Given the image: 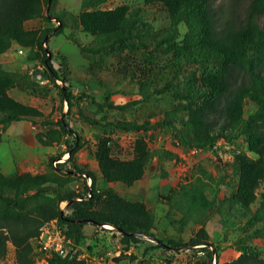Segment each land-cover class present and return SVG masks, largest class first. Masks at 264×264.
<instances>
[{
	"label": "trees",
	"instance_id": "16d2710c",
	"mask_svg": "<svg viewBox=\"0 0 264 264\" xmlns=\"http://www.w3.org/2000/svg\"><path fill=\"white\" fill-rule=\"evenodd\" d=\"M55 0H0V56L10 51L14 46L29 51L31 61L40 62L44 69L54 77L51 82L63 81L62 100L68 103V112L72 111L71 99L80 97L71 92L59 71L52 64L53 54L47 47L50 36L64 33L68 27H79L84 33L94 37V45H83L75 36L69 38L75 42L81 52L87 56H100L102 53H112L123 57L127 50L134 51V45L142 41V34L137 13L130 12L128 4L115 8H100L106 0H86L82 10L74 14L73 22L65 11L54 13L52 9ZM162 5L169 19V25L163 35L156 41V48L166 46L174 50L178 69L172 80L161 90L172 91V97L177 103L171 109L165 110L162 118L164 125L181 123L187 130L186 136H181L186 148L195 150L214 146L220 139L234 142L244 139L248 149L256 158L246 152L234 153L230 165L238 177L231 204L251 209L259 197V205L253 212V221L263 224L254 230V235L264 238V190L258 192L264 183V29L258 24V17L264 13V0H251L246 18L239 23L228 20L219 24L210 0H148ZM51 4V7H49ZM46 6L49 8L47 9ZM59 21L58 27L44 29L27 28L26 22L32 19ZM188 28L180 42V26ZM186 64H201L204 70L199 79L184 80L179 77V71ZM136 70L123 67L125 78L136 76L142 100H130L123 104L116 103L107 97L99 101L95 96H88L99 112L116 110L126 112L149 99V91L154 82L146 75L142 66L136 64ZM241 72V79L232 81L233 70ZM49 70V71H48ZM29 74L9 71L0 63V142L2 127H8L13 122L28 120L37 122L47 129L38 132L36 138L44 145L59 143L72 129L65 118L58 121L45 119V113L33 105L20 102L13 98L9 91L18 88L22 91L31 88L37 90V82ZM138 77V76H137ZM240 81V82H239ZM46 95L48 90H42ZM41 92H39L41 94ZM81 95H86L82 93ZM255 105V111L246 115V100ZM221 118L218 119L217 115ZM80 115L91 125L113 126L122 131L148 132L155 124L147 120L112 121L106 116L89 117L83 112ZM81 148V140L76 139L69 145L70 158ZM132 157L120 159L113 156L110 139H100L95 152L98 169L106 183H122L133 186L146 174L148 164L155 153L150 150L146 138L137 137L132 145ZM160 155L173 159L177 155L163 150ZM204 177L197 176L195 182L183 184L180 191L169 195H160L167 199L171 207L185 204L186 210L177 222L182 233L192 218L193 211L208 210L213 202L208 199L205 189L210 185L205 178L212 175L203 172ZM74 172L63 173L50 165V170L42 173L30 171L6 174L0 164V260L8 253L9 243L15 248V264H34L37 255L36 240L43 227L57 220L65 228L68 238L79 245L85 238V226L93 224L103 226L109 224L121 233V244L128 249L133 243L140 242L144 236L154 237L156 215L140 200H129L121 196L114 187L98 189L97 176L93 171L86 170L92 185L86 187V192H78L68 185L75 181ZM179 195L177 200L175 197ZM68 202L71 214L63 212L61 202ZM177 201V202H176ZM174 248H192L201 246L205 251L210 245L208 234L201 228L188 241L182 238L170 240ZM74 245V247H75ZM215 249H218L217 247ZM217 250L214 251V253ZM76 255L73 252L67 256L55 255L50 264H75ZM196 264H213V252ZM217 264H264V258L259 251L250 247L242 248V253L236 259Z\"/></svg>",
	"mask_w": 264,
	"mask_h": 264
},
{
	"label": "rangeland",
	"instance_id": "374dc122",
	"mask_svg": "<svg viewBox=\"0 0 264 264\" xmlns=\"http://www.w3.org/2000/svg\"><path fill=\"white\" fill-rule=\"evenodd\" d=\"M85 1L55 0L52 9L54 13L66 10L65 16L69 17L67 20L71 24L74 20L73 17L70 18L71 14L74 16L79 13ZM250 1L210 0V3L218 23L226 24L228 20L236 23L244 20ZM122 4H128L130 12L137 13L138 25L143 32L142 41L135 43L134 51L124 52L123 57L107 52L100 56H92L89 53L85 56L69 36H75L86 46L94 45V37L84 33L79 27L71 26L66 28L64 33L50 36L47 47L53 54L52 64L62 78L66 79V85L71 92L80 97L79 100L71 99V112H68V103L62 100L63 81L57 80L56 84L51 82L54 75L48 73L40 62L31 61L28 50L20 54L19 47L14 46L8 53L0 56V63L5 68L20 74H29L32 80L37 82V92L31 88L24 91L30 95L29 103L32 102L35 107L41 109L45 113V119L58 121L62 117L65 118L72 129L61 142L48 146L36 138L38 132L47 129V126L42 125L43 119L37 122L23 120L13 122L7 128L2 127L5 142L0 152L5 158V172L42 173L49 171L52 165L63 173L74 172L75 181L68 187L78 192H86V187L92 185V180L83 172L90 170L97 176L98 189L114 187L126 199L145 202L156 215L154 237L144 236L140 242L133 243L128 249H124L121 244V233L115 227L109 224H87L84 229L86 238L74 247L73 254L77 257L75 264H196L208 258L210 252H213V264H217L236 259L246 246L259 251L264 258V238L253 234L256 228L263 226L262 223L253 221V212L259 205L260 197L251 209L231 204L229 200L235 191L238 177L233 173L232 167L226 165L231 163L234 153L239 151L246 152L253 158L257 155L249 151L247 142L242 138L233 143L220 139L214 146L199 150L186 148L181 139V136L187 135L185 126L179 122L174 125L162 123L165 110L177 104L172 97V91L161 90L172 80L178 69L174 50L166 46L156 48V41L169 25L168 14L162 5L148 0H106L99 7L109 9ZM49 7L46 6L47 9ZM257 21L264 29V13ZM59 24L55 18H40L29 23L27 28L44 29L58 27ZM180 30L181 42L188 28L182 24ZM136 64L141 65L144 73L154 82L149 91V99L126 112H99L88 96L93 95L99 101L109 97L120 104L143 99L136 83L140 72L136 71L137 75L134 77L124 76L126 72L123 67L136 70ZM203 70L204 66L201 64H186L180 69L178 78L184 80L189 76L191 79H199ZM261 72H264V69ZM240 74V71L234 69L232 81L240 80ZM42 90H48L47 94L43 95ZM82 93L86 95H81ZM245 108V117H248L256 107L247 99ZM81 112L95 118L106 116L112 121L147 120L154 123L155 128L148 132H126L113 126L91 125L80 115ZM217 117L220 119L221 115L218 114ZM142 136L148 141L150 150L155 153L145 176L133 186L106 183L95 160L100 139H110L113 156L130 159L134 140ZM78 138L81 140V148L69 159V145ZM163 150L173 152L177 157L169 159L160 155ZM204 171L212 175L211 178H205L210 184L205 193L213 202V206L208 210L193 211L192 218L181 233L177 221L186 210L185 204L171 207L168 200L160 195L166 196L171 192L180 191L181 185L195 182L197 176L204 177ZM263 190L264 183H261L258 192ZM175 198L179 200L180 196L176 195ZM60 206L65 214H71L68 202H61ZM201 228L206 230L210 243L205 251H202L201 246L174 248L171 245L170 240L182 238L188 241ZM216 247L218 249H215ZM215 250L217 251L214 253ZM0 264H15V248L10 243L8 253L0 260Z\"/></svg>",
	"mask_w": 264,
	"mask_h": 264
},
{
	"label": "built area",
	"instance_id": "2783aa9c",
	"mask_svg": "<svg viewBox=\"0 0 264 264\" xmlns=\"http://www.w3.org/2000/svg\"><path fill=\"white\" fill-rule=\"evenodd\" d=\"M26 49L19 48L21 54ZM35 127V126H33ZM37 255L34 264H50V259L55 255L67 256L74 251V241L67 237L65 228L57 220L47 223L36 240Z\"/></svg>",
	"mask_w": 264,
	"mask_h": 264
},
{
	"label": "crops",
	"instance_id": "0c3cea01",
	"mask_svg": "<svg viewBox=\"0 0 264 264\" xmlns=\"http://www.w3.org/2000/svg\"><path fill=\"white\" fill-rule=\"evenodd\" d=\"M40 19V18H39ZM39 19H32V20H29L26 22V27H28V24L31 23V22H35L36 20H39ZM31 29V28H30ZM9 52V51H8ZM7 52V53H8ZM5 68V67H4ZM8 69V68H6ZM9 71H12L11 69H8ZM17 90V91H16ZM9 94L15 98L16 100L20 101V102H23V103H26L28 104L29 103V97L30 95L27 94L26 92L18 89V88H13L9 91ZM31 105H34L36 106L34 103H29ZM7 128V127H6ZM2 131V130H1ZM3 131H2V141L0 142V148L2 147V145L4 144V137H3ZM4 161H5V158L2 156V153L0 152V164H1V167H2V170L4 171V173H6L5 171H7L5 169V166H4ZM7 174V173H6Z\"/></svg>",
	"mask_w": 264,
	"mask_h": 264
}]
</instances>
